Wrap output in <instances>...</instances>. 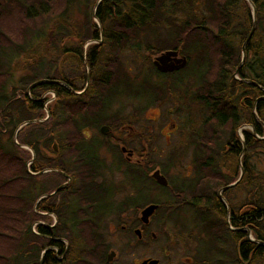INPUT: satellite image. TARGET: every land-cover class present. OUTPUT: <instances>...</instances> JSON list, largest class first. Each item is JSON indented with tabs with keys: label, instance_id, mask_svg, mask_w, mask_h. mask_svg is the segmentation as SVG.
I'll return each mask as SVG.
<instances>
[{
	"label": "trees",
	"instance_id": "1",
	"mask_svg": "<svg viewBox=\"0 0 264 264\" xmlns=\"http://www.w3.org/2000/svg\"><path fill=\"white\" fill-rule=\"evenodd\" d=\"M251 1L255 7V29L243 56L242 44L253 21L248 0H10L16 5L11 14L16 16L21 9L33 28L29 34L30 45L42 46L41 41L48 42V47L58 55L69 53L70 59L76 62L84 59L90 76L87 88L81 91L84 87L79 80H72L73 77L61 70L50 73L49 69H42L39 60L35 67H29L34 72L30 80L22 77L25 87L20 96L15 91L6 95L1 83L0 134L8 130L10 142L7 146L0 143V247L3 245L9 250L4 255L0 253V264L7 261H11L9 264L56 263L54 250H46L40 261L41 251L49 241L42 238V243L36 246L32 243V239L39 236L31 229V209L36 198L48 191L37 181L35 172L40 169L52 167L72 176V194L64 199L69 208L67 215L65 213L67 217L61 216L59 226L52 229L90 231L93 227L90 219L79 222L73 217L79 205L89 207L98 200V196H86L85 188L96 186L95 177L101 174L98 165L90 164V157L75 154L79 150L93 149L83 144L81 136L90 127L98 128L111 117L106 116L105 110L113 102V94L147 93L149 101H158L159 95L164 93L159 81L150 80V73L140 69L129 73L121 59L127 48L135 55L142 50L151 54L176 49L186 56L187 63L179 71L160 72L152 62L149 68L158 77L165 76L168 86L182 89L200 107L202 122L193 132L195 149L211 151L213 156L209 159L196 155L195 172L202 171L200 179L214 176V198H217V189L229 185L223 192L227 200L226 218H203L207 221L200 224L207 223L212 240L222 244L219 249L213 248L215 253L225 255L224 259L222 256L217 259L219 264H264V0ZM2 2L0 0V18ZM75 10L82 16L81 24ZM72 37L76 45L70 44ZM90 40L94 42L85 44ZM24 47L23 44L22 51ZM0 48V51L4 49ZM75 78L84 82L86 75ZM41 79L46 81L29 88ZM120 85L124 86L123 91ZM43 90L55 94L50 115L45 110L46 98L39 96V91ZM78 91L81 92L76 93ZM66 125L70 127L69 134L74 135L75 144L67 137ZM17 128L19 143L32 150L33 158L14 145L12 137ZM54 136L56 140L71 141L72 145L58 143L55 151L49 147ZM68 152L71 163L66 159ZM17 155L21 156V162L14 164L15 160L20 161ZM54 156L59 162L52 159ZM154 165L152 163L151 168ZM207 167L215 170L203 172ZM241 169V178L232 185ZM128 179L138 180L136 177ZM240 194L244 197L240 198ZM16 202L22 203L21 217L17 214L20 205ZM218 202L224 209V203ZM43 203L39 201L37 209H43ZM18 225L25 234L20 246L12 250L15 234L5 236L4 233L17 230ZM35 227L37 232L50 230L44 224ZM247 229L252 238L262 244L251 240ZM94 237L91 234L88 238ZM81 238L69 239L67 256L71 264L80 263L82 252L74 241Z\"/></svg>",
	"mask_w": 264,
	"mask_h": 264
},
{
	"label": "flooded vegetation",
	"instance_id": "2",
	"mask_svg": "<svg viewBox=\"0 0 264 264\" xmlns=\"http://www.w3.org/2000/svg\"><path fill=\"white\" fill-rule=\"evenodd\" d=\"M179 55H181L180 52ZM174 71L179 70L165 73H172ZM48 81L57 80L49 79ZM86 82L88 85L89 78ZM179 96L187 98L184 92L183 94H179ZM190 101L194 102L191 99ZM111 117L108 118L110 121L101 123L98 126L99 138H92L88 132L89 129L81 136L80 140H82L83 144H88L87 147L91 146L93 149L79 150L75 153L77 156L83 154L90 157V164L98 165L100 167L98 172H101L100 175L93 176V178H100L99 181H95L96 186L85 188L86 196L95 195L98 196V200L89 207H86V204L79 205L77 213L73 215L75 220L79 222H85L87 219H90L89 222L93 223L90 231L69 230L67 228L52 229L59 226L61 216L67 217L69 208H67L68 204L64 202V199L67 195L72 194L73 184L71 174L67 172L61 173L60 170L47 167L59 172L64 177L62 183L58 184L51 192L38 196L35 201V208H37L36 205L39 201H44L42 205L44 208L37 209L39 214H43V217L50 214L53 217L51 223L37 220L35 224V226L44 224L50 230L47 232H37L35 229L34 231L39 237L45 239L46 242H50L43 250L44 252L46 250H54L56 263L52 262L51 264H71L69 256H67L70 249L69 239L72 236H82L83 233H87V237H90L92 234L96 238L94 237V239L87 242L82 240L74 241L75 247L77 243L78 246L82 245V248L79 250L80 252L91 254L87 259L80 263L77 262V264H209L207 259H210V256L214 254L212 238L210 237V231L207 230L208 224L206 223L204 226V224L200 223L206 222L207 220L205 219L207 218L209 220H221L223 216L226 218V195H223L226 185L217 189V198H214L212 190L215 184L214 176L207 175L205 176L207 178L200 179L202 171L200 173L195 172L193 159L196 155L211 158L213 152L208 150L197 151L195 149L193 134L195 130L194 126H191L192 131H189L183 137L185 139V146L191 156L190 165L187 167L184 179H180L179 177L176 180L172 179L168 174V168L172 164L171 156L168 155L166 158L169 163L163 164L150 156L152 150L150 151L148 148L138 150V147L132 144L136 143L137 140L144 139L140 134L133 135V132H129L132 129L129 124L133 120L131 119L132 116L130 119H119L113 115ZM117 123L119 124L118 127L115 125ZM183 125L182 128L185 131L186 128ZM125 126H127V129H125ZM169 127L171 129L169 132L172 133L177 128V124L171 123ZM121 131L129 133V136L125 137L117 134L121 133ZM147 140L144 139L143 141ZM134 156L137 159L132 161ZM152 163L155 164L153 168H151ZM221 169L223 170L224 168ZM40 170L35 173L39 174ZM156 170L165 177L166 184L159 183L152 176V173ZM209 170L214 171L215 168H203V172H210ZM114 172L121 174V181L116 185L110 176H108L113 175ZM130 177H136L138 180L133 182L128 179ZM71 186L72 188H70ZM152 187L156 189L155 194L158 195V198L152 199L151 195L147 194ZM125 189L128 191L127 195L117 200L115 194H120ZM141 190L148 191L144 193ZM46 197L48 198L44 199ZM219 200L224 203V209L218 202ZM46 201L48 202L46 203ZM151 204L156 205V208L144 220L143 210ZM100 205H102L100 209H97ZM183 208L190 209L193 213L191 228H184L181 225L182 229L177 227V231L166 230L164 228L165 223L178 219L174 215L175 211ZM78 213L80 214L77 215ZM96 213L99 215L94 216ZM111 221L112 223L115 222L113 223V229H118L122 233L117 249H113L110 242L105 239L107 224ZM194 221L197 222L194 223ZM152 224H155L158 229H152ZM176 243L178 246H176ZM135 246H142V251L140 255L134 257Z\"/></svg>",
	"mask_w": 264,
	"mask_h": 264
},
{
	"label": "rangeland",
	"instance_id": "3",
	"mask_svg": "<svg viewBox=\"0 0 264 264\" xmlns=\"http://www.w3.org/2000/svg\"><path fill=\"white\" fill-rule=\"evenodd\" d=\"M16 7L14 2H10V0H3L1 3V13L2 17L0 18V46L4 48L2 51H0V86L2 83L3 91L6 95L10 96L14 91L15 93L20 96L21 92L23 91V82L22 77H26V80H30L31 76H33L34 72L29 68L30 65L35 67L38 64V61L40 60L42 69L46 68L50 70V73L56 70H61L66 74H69L70 77H73L72 80H79L78 83L82 85V87L86 88L87 80L84 79V82H81L80 79H76L75 77L87 75L90 76V68L86 61L83 59V61H77L70 59V54H57L54 50H51V48L48 47L47 44L43 41L42 46L35 45L34 43L29 44V34L33 30V28L28 24V21L24 18L22 15V10L20 9L18 15L13 16L12 10ZM251 7V6H250ZM252 9V8H251ZM22 13V14H21ZM76 17L79 19V24H81L82 16L79 13L78 10H75ZM12 17L11 20L10 18ZM77 20V19H76ZM14 22V23H13ZM78 22V21H77ZM23 27L24 30H23ZM71 41H73L70 44L76 45V40L74 37L70 38ZM94 40H90L86 42L93 43ZM23 44L25 45V50H23ZM86 46V45H85ZM84 46V47H85ZM47 47V48H45ZM1 49V48H0ZM46 49V50H45ZM47 51V52H46ZM17 52V53H16ZM160 52L157 53H151L142 50L139 55H135L131 49H126L124 52V55L121 56V59L125 61V67L128 69L130 74H133V72H137V69H140L143 73L149 74L150 73V80L155 82L159 81L161 83V86L159 87L162 92L164 91L163 95L160 100H156L157 97H155L156 101H149V96L147 93H143L140 95H132L129 93V91H123L124 86L120 85L119 87L122 88V93H115L113 94V97L111 98L113 102L106 108L105 114L106 116L113 115L115 118H129L133 119L131 123H129L132 127V129L129 132H133V135H141L144 139H148L147 141H143L144 139L137 140L136 143H132L134 146L138 147V150L143 148H148L150 151V156L156 158L159 162L163 164L169 163L166 158L169 156L172 157V164L171 167L168 168V174L172 177V179L185 178V172L187 170V167L190 165V159L191 156L187 150V147L185 146V139L183 137L188 134L191 130V126H194V130L198 129L202 122V113L200 111V107L197 103L191 102L190 98L186 97H180L179 94H183L182 89H172L171 86H168L166 82L168 79L163 77H158L155 73H151L152 71L149 68V64L153 61L154 57L158 55ZM39 66V65H38ZM40 70L41 72L44 70ZM190 77L191 75H187ZM25 80V81H26ZM191 81L190 79H188ZM83 88V89H84ZM83 89L81 91H83ZM126 90V88H125ZM166 92V93H165ZM161 94V93H160ZM39 96L42 98H46L45 102V110L46 113L49 112L50 115V106L52 103H55L53 101L56 100L53 92L51 91H39ZM53 107V106H52ZM48 116V115H47ZM53 117L50 116V119ZM110 118V117H108ZM45 118H42L41 120H45ZM107 121H110L109 119ZM171 123H176L177 128L170 133L171 130L169 126H171ZM121 124V123H120ZM184 124V125H183ZM116 127L119 126V124H115ZM182 125L185 126L186 130L182 128ZM246 127V126H242ZM125 129H127V126H125ZM64 130L68 133V138L73 141L72 144H74V135H70L69 130L70 127L66 125V128ZM88 132L90 133L92 138H99L98 137V128L96 127H90ZM117 133V132H116ZM121 136L128 137L129 133L121 131V133H117ZM264 137V136H263ZM55 138V136L53 137ZM184 139V140H183ZM12 140L14 142V145L18 147V149L21 151V149H24L26 152H28V155H30V158H33L32 150L26 146L19 143V139L17 138V131L14 133V136L12 137ZM9 140V134L8 130L2 132L0 134V143L7 146ZM59 141V142H58ZM71 141H66L64 139H58L53 141H50L49 147L52 148L53 145L56 146L54 149L55 151L58 150V143H66V146H69L71 144ZM181 141V142H179ZM71 144V145H72ZM150 146V147H149ZM188 146V145H187ZM186 147V148H184ZM190 147V146H189ZM54 148V147H53ZM176 148V150H174ZM185 151H184V150ZM18 150V151H19ZM187 150V153H186ZM19 151V152H20ZM45 154L51 156V153L43 149L42 150ZM21 152V156H22ZM70 152L67 153V162L71 163L70 159ZM20 161L14 162V164H19L21 162V156ZM54 160L56 159V156L52 158ZM137 159L136 156L132 158V161H135ZM30 161L26 163L28 166ZM59 170V169H57ZM41 172L39 174H36L37 181L40 183H43V187L47 189L48 191L40 194L45 195L49 192H51L58 184L62 183L64 181V178L60 177L59 173L57 171H53L50 168L41 169ZM110 178L114 181V184L116 185L121 181V174L114 172L113 175H108ZM99 177L96 178L97 181H99ZM126 181V180H125ZM154 187L151 188L149 192L142 191L148 195H151V198H158V195L155 194V190L153 191ZM128 191L125 189L121 191L120 194H115L116 199H121L124 196H126ZM142 193V194H144ZM39 195V196H40ZM244 197L243 194H240V198ZM38 198V197H37ZM36 198V199H37ZM36 201V200H35ZM34 201V202H35ZM49 202H51L50 199H48ZM46 201V203L48 202ZM18 205H20L17 208V214H19V217L23 215V207L22 203L16 202ZM227 203V200H226ZM32 215L31 218L33 221H31V229L32 231H35V224L37 220H42L45 223H51L53 221V217L50 214L44 215L39 214L37 212V208H35V203L32 206ZM16 211V210H15ZM78 213L77 215H79ZM175 216L178 217V219L173 220L172 222H166L164 225V228L166 230H176L177 227H180L179 229H182V226L184 228H191L192 222H193V213L190 209H181L175 211ZM121 222V220H120ZM197 221H194L196 223ZM115 223V222H113ZM111 222H106L107 228L105 233V239L110 242L113 249H117L119 247V242L122 236V233L119 232L118 229H113V224ZM182 225V226H181ZM152 229H158L155 224H152ZM85 232H87L85 230ZM14 248H18L20 244L23 242V236L25 234V231L22 230L21 226L18 225V229L15 231H9L5 232V236L14 235ZM3 236V237H5ZM82 238L80 240L87 242L89 239L87 237V233H83L81 236ZM218 241V240H217ZM43 239L39 237L36 239L35 237L32 239V243L36 246L39 243H42ZM212 246L213 248L219 249L222 247L221 243H215L214 239L212 240ZM90 246V245H88ZM176 246L178 244L176 243ZM77 249L80 250L82 248V245L78 246V243L76 245ZM9 250L6 249L5 246L0 247V253L4 255ZM121 251V250H120ZM142 246H135L134 250V257L141 254ZM87 252H82V255L80 257V262L87 259L88 256H91V254L87 255ZM8 254V253H7ZM220 256L225 257L223 253H215L210 256V259H207L209 264H219V262H216ZM10 257V256H9ZM7 256L5 255V259ZM90 258V257H89ZM9 259V258H8ZM224 259V258H223ZM11 261H7L9 264ZM224 262V261H223ZM77 264V263H76ZM221 264H225L221 262Z\"/></svg>",
	"mask_w": 264,
	"mask_h": 264
},
{
	"label": "water",
	"instance_id": "4",
	"mask_svg": "<svg viewBox=\"0 0 264 264\" xmlns=\"http://www.w3.org/2000/svg\"><path fill=\"white\" fill-rule=\"evenodd\" d=\"M251 8H252V17H253V21H252V24H251V28H250V31L248 32L243 44H242V54L244 56V51H245V46L246 44L248 43V41L250 40L253 32H254V29H255V7H254V4L252 3L251 0H248ZM99 25V24H98ZM99 28H101L99 26ZM187 63V58L186 56L184 55H179V51L176 50V49H168V50H165V51H162L160 52L158 55H156L153 59V65L156 67V69L160 72H170V71H173V70H178V69H181L183 68ZM237 71V70H236ZM87 80H88V76H87ZM46 81L45 79H41V80H37L35 82H33L31 85H29V88H31L32 86L38 84V83H41V82H44ZM28 88V89H29ZM81 91H78L76 93H80ZM264 97V96H263ZM33 121H36V120H33ZM26 122L22 123L21 125L25 124ZM20 125V126H21ZM19 126V127H20ZM18 127V128H19ZM18 128L16 129V131L18 130ZM54 149L56 148L55 145H53ZM61 172V171H60ZM63 173V172H61ZM241 175H242V169L240 170V176L239 178L234 181L233 183H231L232 185L235 184L240 178H241ZM152 176L161 184H166L167 181L165 179V177L163 175H161L159 173L158 170L154 171L152 173ZM229 185H227L226 187H228ZM156 208V205L154 204H151V205H148L144 210H143V214H144V220L147 219V216H149L153 210ZM247 231V235L248 237L251 239V240H254L258 243H261L262 244V241L260 240H256L254 238H252L251 236V233H250V230H246ZM44 252V250H43ZM43 252L41 253V259L43 257Z\"/></svg>",
	"mask_w": 264,
	"mask_h": 264
}]
</instances>
